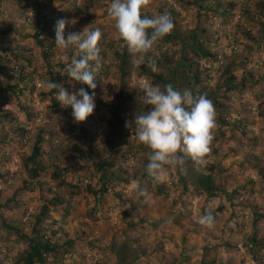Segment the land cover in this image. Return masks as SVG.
<instances>
[{"label":"rangeland","instance_id":"1","mask_svg":"<svg viewBox=\"0 0 264 264\" xmlns=\"http://www.w3.org/2000/svg\"><path fill=\"white\" fill-rule=\"evenodd\" d=\"M35 1L3 0L0 3V26L3 30L12 29L9 33L12 40L10 46L16 50V53H11L0 48V85L7 82L3 74L5 70L9 69L8 73H14L15 76L18 75L20 66L27 84H35L32 90H26L19 98L11 93H0V108L12 112L11 117L2 122L3 127H0V137L7 133V138H11H6L4 142L0 140V174L3 175L0 176V200H6L25 180H29L22 156L31 151L40 128H50L53 130V137L45 132V141L42 143L48 170L41 173L39 179L46 183L45 190L50 186L54 192L65 195L74 209L70 215L72 217L61 219L59 215H62V211L59 210L55 214L58 220L56 224H51L53 219L44 224H50L53 228L61 226L73 237L79 231L84 232L75 240L71 250L64 252L61 259H54L57 264H227V260L234 264H247L256 250H259L264 264V247L257 249L250 241L253 234L257 238L264 236V180L258 175L260 170H264V15L260 21H252V26H249L251 30L247 33L242 32L237 24L239 7L236 1V6L230 11L235 14V18L228 17L227 14L213 16L204 8L207 4L204 3L202 8L198 0H151L148 10L143 13L152 16L169 14V7L178 10L179 15L174 17L178 21L176 28L182 37L163 38L154 46L159 58L158 73L164 80H171V85L175 82L176 90L187 88L193 94H208L213 91L217 102L223 106L220 108L214 105L217 127L214 130L213 144L219 151L212 157L220 158V164L227 168V173L219 175L220 178H225L233 185L247 187L241 199L233 200V204H230L223 192L210 196L206 192L200 194L197 191H184L185 185L179 167L165 165L162 170L164 179L161 181L152 179L148 183L147 176L141 179L143 183L136 179L143 171L146 172L150 151L134 141L138 153L125 156L123 150H126V146L123 145V149L119 147L122 139L119 138L117 124L125 126L126 121H134L136 113L149 110L150 106L143 108L144 98L138 93L141 83L151 82L162 88L167 84L150 75L152 69L147 63V56L141 59L129 54L114 28V22L107 15L111 0H39L41 7ZM254 1L251 0L252 3ZM60 10V19L66 21L65 37L71 32L83 31L86 27L88 30L99 28L102 32L99 44L101 67L95 81L97 87L93 90L96 108L84 122L85 132L80 131L69 118L71 107L63 108L59 103V107L53 109L49 96L41 94L48 91L45 87L49 82L48 69L42 56V48L32 34L36 19L42 16L56 18ZM250 10L256 11L255 8ZM55 25L50 28L51 35L43 40L46 47L55 42ZM201 28L209 35L214 31L215 36L218 35L216 43L210 44L206 40L202 42L204 47L222 52L220 58L210 64L205 58L194 56L190 47L194 45L191 34H198ZM6 45L5 43L4 46ZM165 50L167 53L163 55ZM48 51L50 60L54 63L63 61L64 55L69 59L72 56L70 50L62 52L56 46ZM122 51H126L128 55L124 60L125 65L120 68L121 59L116 52ZM187 60L195 61L188 68L189 72L178 67ZM142 64L148 72L142 71L139 67ZM197 64L208 69H200ZM188 73L199 75V82L189 83L186 79ZM64 74L61 86L70 94L83 87L72 82L75 85L73 87L69 83L71 78ZM226 80L231 86L229 90L223 88ZM36 83L41 85L38 87ZM209 99L213 102L212 98ZM19 104H26L32 115L29 117ZM238 112L244 120L243 125L233 128L231 125L221 124V117H227L231 123ZM16 127H24L28 132L21 136ZM132 127L135 128L134 123ZM128 129L131 140L135 134L132 135L131 128ZM55 137H60L59 142L53 141ZM88 142L100 159L108 157L113 160L117 157L116 164L122 167V170L118 167L116 169L124 179L116 189L109 190L101 199H95L83 188H72L67 184L80 179L85 184L92 182L96 187L98 174L95 180L89 179L90 176L93 177L90 173L94 169L93 163L80 156L88 149ZM52 156L66 158L58 163V168L64 171L49 163ZM184 168V178L203 171L201 167L197 170L190 159H186ZM230 169L237 173L236 179L230 174ZM245 176H251L256 181L251 188L253 192L249 190L251 183H247ZM213 179L218 183L217 176L214 175ZM137 182L151 198V204L145 203V198L138 195L133 187ZM29 184L33 188L21 191L20 194L24 206L28 207V212L23 217L25 221L27 217L29 220L37 213L42 203L40 187L33 184V181ZM158 184L165 186L161 193H158ZM118 189L125 193V203L115 197ZM178 200H184L186 204L181 211ZM138 202L141 204L138 210L145 215L143 222L139 220L140 216L132 205ZM221 204L224 207L218 210ZM20 210L21 208L14 206L6 211L10 216L17 217L19 213L13 212ZM123 211L129 213L128 218L123 216ZM209 213L215 218L211 228L198 222L201 216ZM164 218L166 222L163 223L161 220ZM126 221L132 222V225ZM26 228L29 229V224ZM13 234L6 233L0 227V258L3 257L8 264L15 262L17 253L24 246L23 241ZM213 242L221 244L214 246ZM205 250L209 257L204 256ZM211 257L214 258L213 261ZM48 260L47 264H52L53 258L49 257Z\"/></svg>","mask_w":264,"mask_h":264},{"label":"trees","instance_id":"2","mask_svg":"<svg viewBox=\"0 0 264 264\" xmlns=\"http://www.w3.org/2000/svg\"><path fill=\"white\" fill-rule=\"evenodd\" d=\"M3 0H0V3ZM223 0H198L197 2L200 4V7H204V3H206V7H204L206 10H209L211 15H219L223 16L224 14H227L228 17L235 18V14L233 12H230L233 8V6L239 7V17H238V25H240V28L242 32L247 31V33L251 30L249 26H252V21L253 20H258L260 21L262 15H264V0H255L253 3L251 0H228L227 2H222ZM39 7H41V2L39 0L35 1ZM235 3V4H234ZM220 6V7H219ZM251 8H255L256 11L250 12ZM257 12V13H256ZM168 13L174 23V29L172 32L165 36L164 38L169 39V38H175V37H182L181 32L176 28L178 25V21L176 20V15H179L178 10H175L171 7L168 8ZM62 15L61 10L57 13L56 18H46L45 16H42V18L36 19L37 23L35 24V30L34 33L32 34L33 37L37 39V43L41 46L42 48V56L43 59L46 61L47 64V73H48V80L49 82H54L56 84L62 85L63 83V75L64 73L61 74L62 71L66 70V65L63 61L54 63L50 60V52L48 51L52 47L55 46V42H51V44L48 45V47L44 46V39H46L47 35H51L50 28L53 27L54 24H56L57 20L60 19ZM151 17V15H148ZM256 18V19H255ZM249 28V29H248ZM264 28V27H263ZM218 29H216L217 31ZM12 31V29H7L3 30L0 26V48L5 51V52H11V53H16V50L14 47L10 46V42L12 43V40L9 37V33ZM151 31V30H149ZM215 33V31H214ZM212 33L211 35L207 34L204 28H201L200 32L197 34L196 32L191 34V40L194 45H191V49L193 51L194 56H199L205 58L207 63H211L213 61H217L220 58L221 51L219 50H211L210 48H206L202 45V42L205 40L212 44L216 43L218 39V35L215 36V34ZM226 34V33H225ZM228 35V34H227ZM40 37V38H39ZM230 41V40H229ZM7 44L4 46V44ZM167 53V50L162 52L163 55ZM116 54L120 57L121 61V66H124V60L125 57L128 55L126 51L116 52ZM177 59H180L179 56H177ZM159 61V58L156 56V62ZM178 61V60H177ZM29 62V60L27 61ZM167 62H170V60H167ZM175 64V63H174ZM195 64V61L193 60H187L185 61V64H181L178 67H183L186 69V72H189L188 68H191L192 65ZM197 66L202 69L201 65ZM142 71L146 72L147 68L142 64L141 66ZM227 68V67H226ZM208 69L207 67L204 68V70ZM8 70H5L3 73L4 76L6 77L7 82L5 84L0 85V93L5 94V93H11L12 95L15 96V98H19L21 95L24 94L26 90H32L35 86V84H30L28 85L27 82L25 81L24 77V72L23 69L20 66V71L18 75L14 76V73L9 74ZM177 71V70H176ZM148 72V71H147ZM197 73V72H196ZM67 75V74H66ZM151 76H154L155 80H162L165 84H171V80H164L163 76L158 73L152 71ZM187 81L189 83L192 81L193 83H196L197 81L199 82V75L197 74H187ZM244 80V79H243ZM176 81V80H175ZM80 84L79 82H77ZM223 88L226 90L231 89V86L227 82V80L224 82ZM175 84V82H174ZM174 84L172 86L174 87ZM82 85V84H81ZM85 89L88 90L89 93L93 92V89L88 88L87 85H82ZM175 89V88H174ZM58 89H52L48 90L47 92H41L42 96H49L51 100V108L57 109L59 107V101L56 100V93ZM138 93L141 94L144 98V92L139 88ZM263 95H264V90H263ZM207 98H212L214 105L216 107H223L219 102H217L214 92L211 91L207 94ZM122 103V102H121ZM20 108L24 110L29 117L32 115L31 112L28 111V107L26 104H19ZM143 108H148L149 106L146 105L145 103L143 104ZM72 111H70V116L69 118L73 120V117L71 115ZM12 112L6 109L0 108V127H3L2 122L4 120H7L9 117H11ZM90 117V116H89ZM235 118L231 123H229V119L226 117H221V124L222 125H231V127H235L238 125H243L244 120L241 117V113H236ZM119 123V122H117ZM84 122H81L79 124L75 123V126H77L80 131L85 132L84 127ZM117 128L119 130V138L122 139L119 144V147L122 148V146H126V150L124 151V155H128L129 153L131 155H135L138 153L137 148L134 146V141H136L135 138V133L133 129L132 135H134L133 139H129V130L128 127L126 126H120L117 124ZM18 133H20L21 136H23L28 130H26L24 127H16L15 128ZM48 130V131H47ZM132 130V129H131ZM48 133L51 136L53 135V130H50V128H40V130L36 133V136L34 138L31 151L28 154H25L22 156V163L24 170L27 172L29 176V180H25L22 184V186L18 187L17 190H15L10 197H8L6 200L1 201L0 200V227L8 234H13L15 237H17L19 240H22L24 243L23 249L18 252L17 258L13 264H47L49 262L48 258L52 257L53 261L51 262L52 264H57L54 259H61L63 256V253L66 251L71 250L74 246V242L78 237H81L84 232L79 231L75 237L72 235H69V232L65 231L61 226L59 228H53L52 226H49L50 224H44L49 222V220H52L51 224H56L57 219L55 218V214H58L57 211L61 210L62 215H59L61 219H65L72 215L71 213L73 212L74 207L71 205L70 200L63 195L60 192H54L51 190V187L49 186L47 190H45L44 185L46 184L43 180L39 179V176L41 173H45L48 168H47V162L44 158V150L42 143L45 141V136L44 134ZM222 133L223 131L220 130ZM53 137V136H52ZM7 138V133L3 134V136L0 137L1 141H6ZM8 139V138H7ZM9 138L8 140H10ZM60 137H55L53 138V141L59 142ZM54 142V143H55ZM127 144V145H126ZM88 149L80 154L83 158L90 159L91 162L94 165V169L90 171L92 173V178L91 176L89 179L91 181L94 179L95 176H97L96 181V187L92 182L88 183H83V180L78 179L74 183H67L70 185L72 188H83L87 193L92 194L95 199H101L103 195L108 192L109 190L116 189L115 187L118 186V183L122 182L121 174L117 171V167L119 170H122L120 164L117 163V157H115L113 160H111L108 157H105V160L100 159L97 155V152L95 154L94 149L92 147V144L90 142L87 143ZM114 148V147H113ZM123 149V148H122ZM112 150V148H111ZM150 151V149H149ZM219 151L218 147H215L214 144L212 143L211 145V152L208 154L206 157L207 159V164L205 166H202L203 168L202 172H198L195 174H192V176H189L184 178L185 176V168L184 170H181L179 168V172L181 173V178L184 181V191H197L198 193L206 192L210 196H213L214 194H217L218 192H223L224 197L228 200V203L233 204V200H239L241 199L242 194L246 191L247 187L245 185H240V184H231V182H228V180H225L220 178L219 175H223L224 173H227V168L224 167L223 165L220 164V158H217V156L212 157L213 154H217ZM112 152V151H111ZM254 156L257 157L256 154H253ZM55 160V161H53ZM66 158L62 156V158H59L56 156L55 158L52 156L49 158V163L51 165L58 166V163H62L61 161H65ZM4 161V160H3ZM264 167V165H263ZM60 171H64V169L58 168ZM56 171V170H55ZM230 174L232 177L236 179L237 173L230 169ZM60 174H58L59 176ZM217 176L219 178L218 183L214 181L213 176ZM258 175L262 180H264V170L259 171ZM1 177H3L2 174H0ZM147 176V177H146ZM143 177L147 178V182L150 183L152 178H150L146 172H142L141 176L136 178L139 180V182L143 183L141 180ZM233 178V179H234ZM244 178L247 179V183H251L249 186V190L253 192L254 190L251 189L253 188L255 180L251 176H245ZM64 179V178H63ZM30 181H33V184L38 185L40 187V193L39 196L42 199V203L37 211V213L28 220H23V217L25 214L28 212V207L24 206L23 202L20 199V194L21 191L28 190L30 188H33L30 186ZM94 181V182H95ZM142 185V184H141ZM164 184H158L157 185V190L158 193H161L164 191ZM233 185V186H232ZM115 197L118 200H121L122 203L126 202L125 193L118 189L115 192ZM178 207L181 211L184 206H186L184 200H178ZM134 206V210L136 213L139 214L140 216V221H145V215L144 213L142 214L138 209V207H141L136 203L132 204ZM14 206L17 208H21L20 211H14L13 214L19 213V216H13L9 215L6 210L12 209ZM224 207L223 204H221L218 207V210H221ZM123 216L125 218H128V212L123 211ZM30 214V213H29ZM264 217V214H262ZM72 217V216H70ZM151 221V220H150ZM163 223L166 222V218L164 220H161ZM129 225H132V222L126 221ZM153 222V221H152ZM29 224V229L26 228V225ZM44 224V225H43ZM242 226V225H240ZM28 229V230H26ZM59 231H61L59 233ZM79 234V235H78ZM135 239V238H134ZM252 246L256 247L257 249L260 247H264V236H261L260 238L256 237V234H253L251 239H250ZM226 242V241H225ZM214 246L216 244H221V243H212ZM230 245L229 243H226ZM136 248V247H135ZM206 252V253H205ZM204 256L209 257L208 251H204ZM136 254H134L135 256ZM125 256V255H124ZM123 256V257H124ZM123 258H120L122 260ZM213 261V257L210 258ZM133 260V259H132ZM61 262V261H60ZM0 264H8L7 262L4 261L3 257L0 258ZM206 264V263H205ZM227 264H234L230 260H227ZM247 264H262V257L259 255V250H256L251 256L250 261Z\"/></svg>","mask_w":264,"mask_h":264},{"label":"clouds","instance_id":"3","mask_svg":"<svg viewBox=\"0 0 264 264\" xmlns=\"http://www.w3.org/2000/svg\"><path fill=\"white\" fill-rule=\"evenodd\" d=\"M150 4L151 0H111L107 15L114 22V28L129 54L141 59L147 56L152 71L159 72L154 46L172 32L174 23L167 13L151 17L144 15ZM65 28L66 21L57 20L55 46L62 52H72L70 59L67 55L62 57L66 70L61 73L71 78L70 84L79 82L94 90L101 67L99 44L102 32L99 28L88 30L86 27L83 31L71 32L65 37ZM72 86L75 87L74 84ZM45 87L48 90L58 89L56 100L61 107L72 108L74 123L85 122L94 113V91L90 94L81 87L70 94L54 82H48ZM140 89L144 92V103L150 108L145 113H136L134 121H126L125 126L131 128L133 133L134 123L137 143L150 149L145 166L147 175L154 181H161L164 179L162 170L165 165L184 170L186 159H190L197 170L205 166L217 127L215 106L207 94H193L187 88L176 90L171 84L162 88L151 82L141 83ZM133 187L139 196L145 198V203H152L139 182ZM214 220V216L209 213L201 216L198 222L211 228Z\"/></svg>","mask_w":264,"mask_h":264},{"label":"built area","instance_id":"4","mask_svg":"<svg viewBox=\"0 0 264 264\" xmlns=\"http://www.w3.org/2000/svg\"><path fill=\"white\" fill-rule=\"evenodd\" d=\"M36 85H39V86H40L41 84H40V83H36ZM39 86H38V87H39Z\"/></svg>","mask_w":264,"mask_h":264}]
</instances>
